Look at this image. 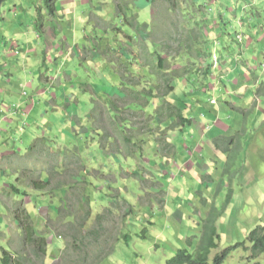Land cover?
Segmentation results:
<instances>
[{"label": "rangeland", "instance_id": "rangeland-1", "mask_svg": "<svg viewBox=\"0 0 264 264\" xmlns=\"http://www.w3.org/2000/svg\"><path fill=\"white\" fill-rule=\"evenodd\" d=\"M50 2L54 5L53 12L42 9L40 14L38 7L42 4L38 0L0 2V256L2 249L14 254L23 248L17 239L19 230L12 215L16 205L11 209L12 203L16 201L27 207L43 199H49L46 202L50 208L43 216L38 213L37 230L47 239L48 254L57 255L61 248L59 240L63 243V236L70 237L71 232L66 225L54 231L58 224L54 215L63 206L61 200L68 199L67 193L75 201L83 188L92 197V217L86 229L105 207L113 205L117 218L115 228L110 227L109 231L114 239L119 236L118 243L112 255L100 264H165L179 240L202 231L200 220L214 208L221 209L216 223L220 239L212 254L245 241V235L253 228L264 230V94H256L264 76V22L251 31L247 42L249 53L244 62L250 70H242L247 72L245 81L233 83L232 79L237 76L228 73L222 78L214 76L208 84L210 103L218 104L216 110L225 104L227 110H217L215 116L211 112L207 124L201 116L205 125L211 127L203 131L196 126L201 141L189 135L182 140L179 137V150L170 155L157 139L162 135L172 141L179 133V122L174 118L157 121L151 107L148 110L156 120L151 123L142 109L132 108V111L124 105L127 99L119 98L125 90L123 81L134 89L145 87L153 93H158L161 85L156 81L155 90L154 75L142 66L145 54L140 45L145 40L151 48L161 49L151 44L149 32L155 12L150 3L123 1L145 27L140 34L131 32L126 36L128 27L114 18L115 0ZM240 6L246 7L242 16L233 17L229 9L226 14L239 36L247 28L249 10L243 1ZM36 20L41 25L39 29L34 24ZM217 22L214 17L210 29L214 30ZM218 32L213 37L218 38ZM239 50L232 52L228 46L223 51V63L214 64V73L217 75L221 64L228 68V64L238 62L236 51ZM137 55L140 65L134 64ZM125 65L131 71H126ZM136 76L141 81L137 88L129 82ZM224 81L227 83L224 93H217ZM185 89L189 88L184 82L179 87L175 85L174 94L167 100L182 96ZM258 90L264 92V84ZM188 91L192 97L185 99L196 106L201 104L202 94ZM109 97L116 98V104L122 108L115 113L119 116L118 123L127 119L128 124L139 127L137 136L131 139L143 147V152L133 159L115 155L111 150L113 145L117 149L125 148L120 137L131 127L116 126L117 122L110 121L114 111L109 112L112 109L108 105ZM241 109L251 111L243 118ZM31 111L34 113L30 115ZM185 131L189 133L191 129L185 128ZM103 140L107 144L103 145ZM192 142L197 146L193 151L195 156L189 158L191 153H183L180 145L192 147ZM75 145H80L82 175H78L77 165L69 162ZM30 146L32 150L28 149ZM56 167L64 168L54 180L63 184L61 192L50 197L43 193V197L34 191L31 181L48 180L50 171ZM179 171L184 174L180 176ZM71 172L77 174V181L72 180ZM7 183L27 195L11 198ZM155 187L165 191L167 208L161 202L164 195H157ZM120 198L126 199L131 208H126ZM227 198L230 201L222 210ZM149 208L159 213L151 214ZM129 209L132 214L125 216ZM127 233L131 238L125 240L121 235ZM249 256L250 252L236 249L224 264H264V254L256 259ZM59 261L58 257L56 263L47 264H59Z\"/></svg>", "mask_w": 264, "mask_h": 264}, {"label": "trees", "instance_id": "trees-1", "mask_svg": "<svg viewBox=\"0 0 264 264\" xmlns=\"http://www.w3.org/2000/svg\"><path fill=\"white\" fill-rule=\"evenodd\" d=\"M38 1L42 4L38 7L39 14L42 9L53 12L54 5L50 0ZM115 1L114 18L120 20L128 27L129 33L125 32L126 36H130L131 32L132 34H140L145 27L139 22V18L131 13L127 4L123 3V1L126 0ZM241 1L246 5L248 4L249 10L246 17L248 18L247 28H245L243 32L241 31L239 36V32L237 30L234 31L235 28L233 27H235V25L232 26V22L226 19V14L229 9L233 17L242 16L246 7L240 6ZM241 1L147 0L155 12L149 32V35H152L151 44L160 46L161 49L157 51L151 48L149 41L145 40L144 43L140 45V50L145 54V64L142 66L147 67L151 75H154L155 90H157L156 81L161 85L158 87V93L156 91L153 93L152 89H146L145 87L134 89L130 87L129 83L123 81L122 83L125 85V90L121 91L123 97L119 96V98L120 100L127 99L124 105L130 110H132V108L142 109L143 113L148 116V121H151V123L156 122V120L153 119V115L148 110V108L151 107L155 110V118L157 121L165 122L174 118L179 122V133L172 141H168L166 137L163 138L162 135L157 139L160 145H163L162 148L167 150L170 155H174L178 152L179 140H182L183 137L189 135L201 141V137L196 131V126H199L205 131L208 126L205 125V123L207 124L206 120L211 116V112L212 116H215L217 113L215 108L216 105L213 106V103H210V98H207V96L211 95L208 84L211 83L214 76L222 78L231 72L237 76L238 81H245L244 76L247 72L242 70L243 68H249L247 63L244 62L245 56L249 53L247 50L249 46L248 39L251 31L262 26L264 22V0H259V2L257 0L253 2H248L247 0ZM0 2L6 3L8 0H0ZM214 17H217L218 22L215 29L212 30L210 29V21ZM34 24L37 29L41 26L37 20L34 21ZM117 30L120 32L122 31L119 27ZM217 31H219L220 39L219 37H213L214 33ZM243 35L247 38V41ZM132 38H134V35ZM228 46L232 52L235 49L237 50V48L240 49L236 51V54H239L237 58L239 61L235 63L232 62L230 65L228 64V68L221 64L216 75L214 73V64L220 65V63H223L222 61L225 59L223 51L226 50ZM130 55L133 56L132 54ZM134 64L140 65L138 55L134 56ZM191 70L194 71L191 73ZM248 70H250V68ZM126 71H131V69L126 66ZM129 82L135 88L141 85V81L137 76L135 79H129ZM181 82H184L187 88L192 89L193 94H202L204 99L199 100L202 105L199 104L196 106L194 103L188 102L185 99L192 97L189 96L191 94L188 91L189 89H185L182 96H173L171 98L172 101L167 100L168 96L174 94L175 85L179 87ZM224 82V85H226V81ZM261 83L264 84V76L259 84ZM262 85L260 87H262ZM258 89L256 90L257 95L264 94V92H260ZM109 98L110 99L107 100L108 105L112 108L109 112L113 114L111 110L114 111V115L110 116V121H113L112 123L114 124L117 122L116 126L122 124L125 128L128 126L131 127V129H127L128 132L125 134L121 132L124 135L120 137V139L124 143L125 148H118V150L115 148V145H113L111 150L116 153L115 155H125L127 159L136 157L137 154L139 155L143 152V147L141 148L138 142L132 141L131 138L137 136L136 131L139 127L137 125L128 124L129 121L127 119H122L121 123H118L116 119H119V116L115 113L122 111V108H119L116 104L114 100L116 98ZM249 110L251 111V109ZM241 111L243 118L246 116L247 112H250L247 109H242ZM33 113L34 112L31 111L30 115ZM201 116L204 117L205 123L200 119ZM25 117L29 118L26 115ZM185 128L186 130L188 128L193 129L195 134L193 131L187 133ZM220 132L223 133L221 130ZM127 135L131 136L128 137ZM163 136H165V133ZM179 137L180 139L178 140ZM177 140L178 142H176ZM144 142V140L140 141V143ZM104 143L106 142L103 140V145ZM191 144L192 147L184 143L180 145L183 149V153H191L189 158H192L194 155V148L197 146L196 143L192 142ZM79 148L80 145H75V148L71 150L72 160L69 162L70 165H77L75 167L79 169L78 175H82L84 166L82 164V158L78 153ZM28 149L32 150V146ZM61 170H64V168L56 167L53 171H50V176L46 181L42 179L31 181L34 191L40 193L43 197V193H45V196L50 197V195L58 191L61 192L63 184L54 182L56 174L59 175ZM178 174L181 176V171ZM70 177L75 181L78 179L77 174L74 172H71ZM82 182L85 183V181ZM66 184L69 186L70 182L67 180ZM5 186L6 188L8 187L7 192L11 198L19 197L18 194L27 195L24 191L20 192L17 187L12 184L7 183ZM84 190L83 188L82 193L76 196L75 201L74 198L67 193L68 199L64 198L61 200L63 206L60 212L54 215L55 217L53 219L58 224L54 226L53 230L55 231L57 227L66 225L71 232L70 237L66 234L63 236L64 241L62 247H64L62 250L60 249L59 254H57V258H60L59 264H100L112 255V251L118 243L117 238H119V236L114 239L109 231L110 227L115 228L113 224L117 222L113 205L112 208L105 207L102 213L97 214L92 226L86 229L87 223L92 217V197L84 193ZM155 190L157 195L165 193V191H162L159 187H155ZM46 201H48V199L35 201V204L30 208L34 213L33 216L30 215L21 203H13V207L15 205L16 207L12 215L13 219L17 221L16 226L19 230L17 239L23 244V248L15 251L14 254L2 249V254L0 256L1 264H47L49 258L47 239L44 233L41 234V232L37 230L40 226V217L38 213H44L50 208L47 207ZM120 201L123 202L126 208H131L130 203L126 199L120 198ZM229 201L230 198H227L222 206V210ZM161 202L164 203V200ZM113 204L117 203L115 202ZM165 208H167V204ZM115 209L117 210L116 207ZM149 209L151 214L155 213L157 215L159 213H157V211L154 212L152 208ZM220 212L221 209L214 208L209 211L208 216L200 220L199 225L202 227V231L198 232L199 235L197 234L196 236L187 238L186 241L179 240V245L173 244L175 248L172 256L166 259L165 264H224L232 251L236 249H243L244 251L250 252L249 257L253 259L264 254V230L261 227L250 230L248 234L245 235V241L243 240L236 243L234 246L228 247L220 253L212 254V251L217 249L220 239L216 225L218 221L217 216ZM131 214V209H129L125 213V216ZM142 235L144 236V231ZM121 236L125 240L131 238L129 233ZM122 237L119 239V242ZM10 242H12V240H10ZM175 242L176 241H174V243ZM246 244H249L250 247H247ZM255 264L261 263L256 262Z\"/></svg>", "mask_w": 264, "mask_h": 264}, {"label": "clouds", "instance_id": "clouds-1", "mask_svg": "<svg viewBox=\"0 0 264 264\" xmlns=\"http://www.w3.org/2000/svg\"><path fill=\"white\" fill-rule=\"evenodd\" d=\"M235 81L237 82V81H238V78H236ZM246 93H247V92L245 91L243 95L245 96ZM211 103L216 104L215 101H211ZM226 103H227V102H226ZM228 103H229V102H228ZM216 106H218V104H216ZM238 107H239V106H238ZM221 108H223V104H222V107H221ZM225 108H226V110H227V107H226L225 104H224V109H225ZM239 108H240V107H239ZM241 110H242V109H241ZM208 127H209V126H208ZM209 128H211V127H209ZM209 128H208L207 131H206V132H208V133L211 132ZM193 133L195 134V132H193ZM205 138H206V136H205ZM179 172H180V171H179ZM183 174H184V171L182 172V175H183ZM158 195H159V194H158ZM162 195H164V199H163V200H164L165 205H166L167 202H168V200H167V198H166V196H165V193L162 194ZM12 198H16V197H12ZM48 200H49V199H48ZM15 202H16V201H15ZM13 203H14V202H13ZM13 203H12L11 209H13ZM25 208L27 209V211L30 213L31 216L34 215V213H33V212L31 211V209H30L31 206H27V207H25ZM39 214L42 216V214H44V213H39ZM205 217H206V216H203V218H205ZM195 226H196V225H195ZM197 234H198V233H197ZM197 234H196V235H197ZM198 235H199V234H198ZM192 236H193V235H191V237H192ZM187 238H190V237H187ZM187 238H184L183 240L186 241ZM181 240H182V239H181ZM59 242L61 243V248H60V249L62 250V245H63V243H62V241H60V240H59ZM233 246H234V245H233ZM229 247H231V246H229ZM217 248H218V247H217ZM227 248H228V247H227ZM60 249H59V250H60ZM225 249H226V248H225ZM214 250H216V249H214ZM223 250H224V249H223ZM220 251H222V250H220ZM59 252H60V251H59ZM59 252H58V254H59ZM218 252H219V251H218ZM229 256H230V255H229ZM48 257H49V258H48L47 262L50 261L51 263H56V261H57V259H58V258H57V255H55L54 257H52V256H50V255L48 254ZM46 259H47V258H46Z\"/></svg>", "mask_w": 264, "mask_h": 264}, {"label": "crops", "instance_id": "crops-1", "mask_svg": "<svg viewBox=\"0 0 264 264\" xmlns=\"http://www.w3.org/2000/svg\"><path fill=\"white\" fill-rule=\"evenodd\" d=\"M230 73H231V72H230ZM235 80H236V78L232 79V82L235 83ZM228 81L231 82L230 79H229ZM226 87H227V86L223 84V87L220 86L219 89H218V91H217V93H218V92H219V93H221V92L224 93L223 90H225ZM240 89H241V88H240ZM217 110H218V111H219V110H222L223 112H225L226 109H224V104H223V108L218 107ZM223 129H225V128H223ZM191 132H192V129H191ZM42 216H43V214H42Z\"/></svg>", "mask_w": 264, "mask_h": 264}]
</instances>
